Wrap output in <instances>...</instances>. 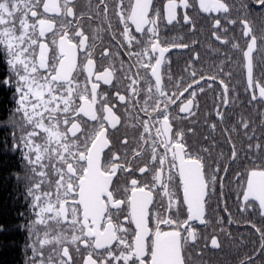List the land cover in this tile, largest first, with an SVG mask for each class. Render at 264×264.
<instances>
[{
	"label": "snow or ice",
	"instance_id": "obj_1",
	"mask_svg": "<svg viewBox=\"0 0 264 264\" xmlns=\"http://www.w3.org/2000/svg\"><path fill=\"white\" fill-rule=\"evenodd\" d=\"M0 62L25 264H264V0H0Z\"/></svg>",
	"mask_w": 264,
	"mask_h": 264
},
{
	"label": "flooded vegetation",
	"instance_id": "obj_2",
	"mask_svg": "<svg viewBox=\"0 0 264 264\" xmlns=\"http://www.w3.org/2000/svg\"><path fill=\"white\" fill-rule=\"evenodd\" d=\"M162 7V3H161ZM175 35H182L183 33H174ZM187 39L190 41L191 39H198L203 43V47L197 46V52L199 53L201 63L204 65L205 68H210L213 63H218V57L215 53L212 52V50L208 47V43L206 40V34L200 35L197 34L195 37L188 36ZM212 47H216V44H213ZM189 52L187 50L183 51H177L175 49L172 50L171 60L173 62V72L176 74H179L181 70L184 68L186 61L189 58ZM199 67V65H197ZM215 87V85H214ZM11 90V89H10ZM12 92V90H11ZM212 95L211 92L208 93V96L210 97ZM201 104H203V98H201ZM13 109L10 108V112ZM10 116V114H9ZM9 117L7 118V121L5 122L7 125L5 127L0 126V152L2 155L6 156L8 166L10 167V164L13 163L14 167H10V175L12 178L16 179L17 174H22V161H21V154L19 150L13 148V134L15 132L16 135H18V131H16L10 123H8ZM17 180V179H16ZM20 183V182H19ZM18 192L20 196H18L19 203L11 204V224L15 226L23 225L27 221V215H28V208H27V202L24 199V190H23V184L20 183V186H18ZM235 195L233 194L232 199L229 200V206L233 209H235ZM224 214V213H222ZM226 216V214H224ZM259 222V221H258ZM232 231L235 232H243L246 230L244 226H237L236 224H233L231 226ZM21 228V227H20ZM250 231V229H248ZM20 231L23 233L22 242H21V248L16 246V249H21V251H17L16 258L17 262L16 264H25V260L27 256H30V250L26 252L25 244L27 242V232L25 229L21 228Z\"/></svg>",
	"mask_w": 264,
	"mask_h": 264
},
{
	"label": "trees",
	"instance_id": "obj_3",
	"mask_svg": "<svg viewBox=\"0 0 264 264\" xmlns=\"http://www.w3.org/2000/svg\"><path fill=\"white\" fill-rule=\"evenodd\" d=\"M5 71L4 64L0 62V75ZM12 92L10 88L0 86V126L5 127L12 107ZM8 162L0 152V264H16V246L21 248L23 233L19 226L11 224V204L19 203L18 186L20 183L11 177Z\"/></svg>",
	"mask_w": 264,
	"mask_h": 264
},
{
	"label": "bare ground",
	"instance_id": "obj_4",
	"mask_svg": "<svg viewBox=\"0 0 264 264\" xmlns=\"http://www.w3.org/2000/svg\"><path fill=\"white\" fill-rule=\"evenodd\" d=\"M4 156V155H3ZM6 157V156H5Z\"/></svg>",
	"mask_w": 264,
	"mask_h": 264
}]
</instances>
